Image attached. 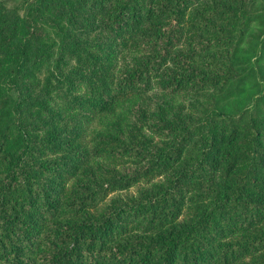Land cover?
I'll return each mask as SVG.
<instances>
[{
	"label": "trees",
	"instance_id": "16d2710c",
	"mask_svg": "<svg viewBox=\"0 0 264 264\" xmlns=\"http://www.w3.org/2000/svg\"><path fill=\"white\" fill-rule=\"evenodd\" d=\"M0 264H264V0H0Z\"/></svg>",
	"mask_w": 264,
	"mask_h": 264
},
{
	"label": "rangeland",
	"instance_id": "374dc122",
	"mask_svg": "<svg viewBox=\"0 0 264 264\" xmlns=\"http://www.w3.org/2000/svg\"><path fill=\"white\" fill-rule=\"evenodd\" d=\"M5 1H6V9H13V6L17 4L20 0H5ZM258 4L262 6V4L260 3ZM83 36L88 38V41L90 40L92 41L93 49L95 51L96 50L99 51L98 55H102L104 53V55L107 56L106 58H108L107 59L108 65L111 66L112 64L114 68L117 70V72L128 69L131 66L132 61L138 59L141 55V53L138 50L133 49L132 47L124 50H122V48L115 47L111 50V52L110 51L107 52L108 50L107 36L105 35V33L99 30H93L88 35L80 34V37ZM83 41L87 42L84 39ZM160 89L161 88L157 86L150 91L148 90L145 93V96L142 99V102L140 103L139 106V110H141L140 113H145V115L140 116V121H137L135 124V131L137 133H140V135L142 136L139 137L141 142L143 143L144 140L146 144L149 145H153L157 143V141H161V139L164 138L163 133L158 132L157 130L152 132L149 129V126L151 125L150 117H156L158 115H161L159 110H161L164 105H171L172 108L169 109L170 110L169 116L171 117V119L173 118L178 119L181 117V114L188 113L191 110L190 108L195 100L194 96L165 94L164 92L160 91ZM40 92H41L40 84L37 83L32 88V96H35ZM55 103L56 101L52 100L51 105L54 106ZM166 120L168 119L166 118ZM104 122H105L104 118L103 119L99 118L95 120L94 124L89 125L88 128H90L91 133L95 135L99 132ZM215 175L218 181H223V175L221 171L216 170ZM137 185H138L137 187L130 188L127 191L115 192L114 195L119 196L124 201H130L150 190V187L148 186L149 184L138 183Z\"/></svg>",
	"mask_w": 264,
	"mask_h": 264
}]
</instances>
